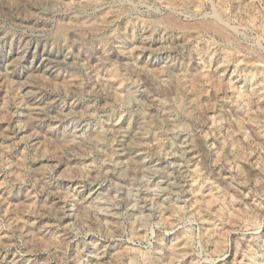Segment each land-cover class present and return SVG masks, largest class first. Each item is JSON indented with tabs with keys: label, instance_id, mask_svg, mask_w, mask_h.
<instances>
[{
	"label": "rangeland",
	"instance_id": "374dc122",
	"mask_svg": "<svg viewBox=\"0 0 264 264\" xmlns=\"http://www.w3.org/2000/svg\"><path fill=\"white\" fill-rule=\"evenodd\" d=\"M0 264H264V0H0Z\"/></svg>",
	"mask_w": 264,
	"mask_h": 264
},
{
	"label": "bare ground",
	"instance_id": "6f19581e",
	"mask_svg": "<svg viewBox=\"0 0 264 264\" xmlns=\"http://www.w3.org/2000/svg\"><path fill=\"white\" fill-rule=\"evenodd\" d=\"M140 161V160H139ZM147 167V166H146ZM157 187V186H156ZM158 191V190H157ZM160 191V190H159ZM158 193V192H157ZM145 204V203H144ZM147 204V203H146Z\"/></svg>",
	"mask_w": 264,
	"mask_h": 264
}]
</instances>
